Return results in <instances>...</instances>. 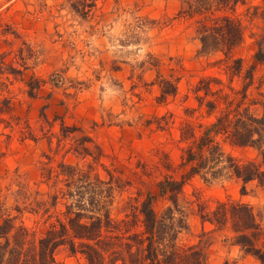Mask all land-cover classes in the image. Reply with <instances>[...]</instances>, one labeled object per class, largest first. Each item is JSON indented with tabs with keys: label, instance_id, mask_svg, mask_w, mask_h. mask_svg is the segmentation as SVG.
<instances>
[{
	"label": "rangeland",
	"instance_id": "rangeland-1",
	"mask_svg": "<svg viewBox=\"0 0 264 264\" xmlns=\"http://www.w3.org/2000/svg\"><path fill=\"white\" fill-rule=\"evenodd\" d=\"M187 8L184 0H0V223L10 214L41 235L72 202L63 196L64 176L57 177L62 164L91 165L93 176L112 182V217L132 220L136 212L133 230H142L138 207L149 194L159 216L173 206L159 183L182 178L184 149L224 113L225 93L240 102L246 91L242 106L263 113L264 60L256 54L264 52V0L216 12L243 26L244 39L230 57L203 50L197 33L203 16ZM209 80L218 91L208 96L217 101L212 113L195 91ZM166 81L177 85L175 94L163 95ZM218 140L241 160L256 157L251 147ZM242 187L230 176L188 179L175 213L185 215L188 228L177 245L200 243L206 264H264L201 217L221 201L264 206L263 186L250 182L245 194ZM43 201L47 213L39 208ZM56 258L86 264L66 249Z\"/></svg>",
	"mask_w": 264,
	"mask_h": 264
},
{
	"label": "trees",
	"instance_id": "trees-1",
	"mask_svg": "<svg viewBox=\"0 0 264 264\" xmlns=\"http://www.w3.org/2000/svg\"><path fill=\"white\" fill-rule=\"evenodd\" d=\"M240 1L184 0L188 6L186 12L191 16H203L198 20L197 33L204 51H223L230 57L242 43L244 32L241 21L227 13L216 15V12L228 9L235 11ZM208 20L212 22L208 23ZM256 57L264 60L262 48ZM236 62L240 68L241 60ZM210 82L196 87L195 91L200 106L207 105L212 113L217 101L209 100L208 96L217 95L218 91H213ZM166 83L169 86L163 88V95L175 94L177 85L169 81ZM200 91H205V94L201 95ZM246 97L244 91L241 101L237 102L225 93L224 113L184 149L182 165L187 167V171L182 178H166L159 183V194L168 195L173 206H168L159 216L154 208L156 196L149 194L138 207L139 214L143 215L142 230H133L140 221L136 212L132 220L112 217L109 208L112 182L104 181L99 174L93 176L91 165L83 168L62 164L64 168L57 177L64 176L68 191H63V196L71 198L72 202H65L66 210L62 216L59 215L57 222L41 235L24 223L17 224L15 216L6 215L0 223V264H56L57 253L62 249L68 250L71 255H83L86 264H206L207 255L200 243L177 245L179 233L188 228L185 215L175 216L176 211H180L179 195L186 181L196 175L206 181L224 176L235 177L243 183V194L250 182L264 187V111L258 116L249 107H243ZM68 128L63 124V130ZM191 135L194 137L193 133ZM218 136L235 147L255 149L256 157L241 160L226 152ZM86 139L81 143L83 151L89 154ZM104 184L109 186L105 188ZM73 187L75 189L70 190ZM52 197L53 205L57 204L58 193ZM39 208L47 213L48 203L40 202ZM134 210L137 208L134 207ZM201 217L203 222L214 226L213 230L228 232L227 240L264 263V206L256 209L242 200L221 201L210 211L202 213Z\"/></svg>",
	"mask_w": 264,
	"mask_h": 264
}]
</instances>
